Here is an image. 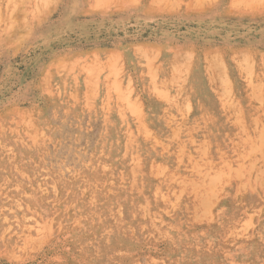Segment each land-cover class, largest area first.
Returning a JSON list of instances; mask_svg holds the SVG:
<instances>
[{"label":"rangeland","instance_id":"1","mask_svg":"<svg viewBox=\"0 0 264 264\" xmlns=\"http://www.w3.org/2000/svg\"><path fill=\"white\" fill-rule=\"evenodd\" d=\"M182 2L0 0V264H264V0Z\"/></svg>","mask_w":264,"mask_h":264},{"label":"crops","instance_id":"2","mask_svg":"<svg viewBox=\"0 0 264 264\" xmlns=\"http://www.w3.org/2000/svg\"><path fill=\"white\" fill-rule=\"evenodd\" d=\"M192 2V0L190 1V0H183V2H182V4L183 5H181V8H180V10L179 11H177V12H175V14L177 15V17L180 19V20H182V21H180L181 23H185V24H188V23H194V24H197V14H200L201 12H198L197 11V6L196 5H194L193 6V4L191 3ZM146 9V8H145ZM207 10H205V12H206ZM209 11V10H208ZM163 12H164V10H163ZM210 12V11H209ZM208 12V13H209ZM139 13V14H138ZM164 13H166V12H164ZM207 13V14H208ZM131 14H138V19H136V20H139V21H147V19H148V17H149V15L148 14H146V15H144L145 13H144V8H143V6L140 8V9H133L132 11H131ZM214 14H215V12H214ZM133 16H135V15H133ZM140 17V18H139ZM143 20H142V19ZM149 21V20H148ZM186 35H189V36H191V37H193V38H195L196 37V34L194 33V34H191V33H189V34H186ZM185 35V36H186ZM168 38V37H167ZM193 38H191V39H185L184 40V42H183V45H184V50H186V49H189L191 46H197V44H196V39H193ZM170 41V40H169ZM174 43L175 42H172V41H170V42H168V45H167V47L168 46H171V45H174ZM194 49V48H193ZM195 54H196V51H195ZM198 54V56H200V54L199 53H197Z\"/></svg>","mask_w":264,"mask_h":264},{"label":"bare ground","instance_id":"3","mask_svg":"<svg viewBox=\"0 0 264 264\" xmlns=\"http://www.w3.org/2000/svg\"><path fill=\"white\" fill-rule=\"evenodd\" d=\"M154 1V0H153ZM194 77H195V75H194ZM199 78V77H198ZM195 79V78H194ZM204 88V87H203ZM154 94V93H153ZM124 95V94H123ZM207 95V94H206ZM212 121V120H211ZM211 125V124H210ZM205 128V127H204ZM212 130V129H211ZM200 137H201V135H200ZM226 137V136H225ZM203 138H204V136H203ZM227 139V138H226ZM188 140V139H187ZM213 146V145H212ZM217 153V152H216ZM246 204V203H245Z\"/></svg>","mask_w":264,"mask_h":264}]
</instances>
